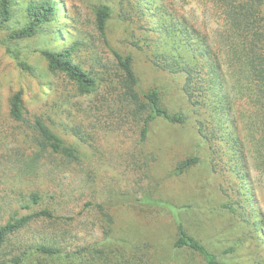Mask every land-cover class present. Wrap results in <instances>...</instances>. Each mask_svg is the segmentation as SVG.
Here are the masks:
<instances>
[{
    "label": "rangeland",
    "instance_id": "1",
    "mask_svg": "<svg viewBox=\"0 0 264 264\" xmlns=\"http://www.w3.org/2000/svg\"><path fill=\"white\" fill-rule=\"evenodd\" d=\"M30 1L14 0L13 17L5 25L0 16V227L17 213L43 209L57 219L40 218L13 236L0 260L207 264L199 254L175 247L178 209L187 232L220 262L264 264V95L249 77L225 74L220 82L232 111L218 112L214 90L202 89L203 97L198 91L195 104L184 90L186 75L153 62L159 52L195 64L200 38L193 30L221 44L222 20L210 1L57 0L63 5L59 19L43 25L33 38L14 40L12 34L25 26ZM101 6L111 9L109 44L96 25ZM170 26L174 30L167 33ZM59 31L64 32L61 43ZM75 42L73 61L97 80L94 94L84 95L65 76L52 73L41 54ZM112 50L132 55L139 93L158 90L168 112L184 115L186 123L157 119L143 139L142 122L130 115L125 102L119 103L121 73ZM223 57L222 52L224 62ZM20 61L33 72L23 70ZM18 91L25 102L23 122L10 113ZM124 105L127 109L120 112ZM36 117L78 150V161L41 152L39 133L30 122ZM233 130L237 142L228 137ZM195 157L199 163L175 174ZM33 193L41 195L39 205L33 204ZM43 242L58 244L62 254L27 253L29 246ZM82 248H89L84 261L68 258Z\"/></svg>",
    "mask_w": 264,
    "mask_h": 264
},
{
    "label": "trees",
    "instance_id": "2",
    "mask_svg": "<svg viewBox=\"0 0 264 264\" xmlns=\"http://www.w3.org/2000/svg\"><path fill=\"white\" fill-rule=\"evenodd\" d=\"M212 8L217 11L222 25L217 34L222 39L221 44L217 42L211 43L207 32H193L198 34L200 45L195 48V64H186L179 59L168 57L166 54L157 52L154 64L164 70H169L173 74H185L186 83L184 90L191 100L196 102L198 91L203 97V90H214L213 102L216 104L218 112L224 110L232 111L231 100L225 93L221 84L222 76L228 75H243L249 77V80L255 82L256 91L264 95V16L262 7L264 0H208ZM14 0H0V16L2 24L8 23L14 13ZM62 4H58L57 0H32L26 6L27 21L25 26L17 29L13 34L14 40H23L35 37L40 28L48 23H53L62 16ZM111 18V9L107 6H101L96 11V25L101 36L109 44L106 30L108 21ZM174 30L173 26L165 28L169 33ZM58 43L63 42V31H59ZM200 36V37H199ZM188 38L193 39L188 30ZM138 45L137 43H135ZM79 42H75L69 48H60L59 50L46 49L41 52L42 56L48 63L49 70L54 74H60L76 84L80 92L84 95H91L97 92V80L84 68L73 61L75 51ZM140 47V46H139ZM224 49V50H222ZM116 59V69L120 74V89H118L119 103L126 106H119L120 112H123V107L129 111L130 115L138 119L143 124L142 137L147 138L151 124L157 119H164L172 124H185L187 118L182 115H172L162 104L161 94L158 90L153 89L143 94L137 90L139 79L135 73L133 66V57L130 54L123 55L122 53L112 50ZM224 54V62L220 60V54ZM19 66L30 73L33 69L25 62H19ZM221 81V82H220ZM218 90V93L215 92ZM203 93V94H201ZM207 96V94H206ZM199 102V101H198ZM201 103V102H200ZM202 103H204L202 101ZM196 104V103H195ZM126 111V112H127ZM11 117L16 121H26L25 102L23 92L18 91L11 99L10 103ZM33 128L39 133V147L42 153L53 152L59 154L69 161H78V150L72 146H68L66 141L54 132L41 117L30 120ZM225 124V123H224ZM237 128V127H236ZM77 137L83 138L81 134L74 130ZM228 134V137L234 141H238L235 137V130ZM199 163V158H190L183 162L176 170V175H181L194 165ZM34 205L41 203V195L38 193L32 194ZM169 207V205H168ZM226 208L235 210L232 206L226 205ZM31 208L30 205L27 206ZM174 209V208H172ZM178 210V209H177ZM174 212L178 225V238L175 242V247L179 250L188 249L202 256L207 264H224L218 260V257L210 252L202 241L189 234L185 228L183 221L180 219L179 210ZM40 218L55 220L57 217L48 209L35 212L28 215H13L9 221L0 227V251L11 243V238L29 227L33 222ZM29 251H35L45 256L56 257L62 254L63 250L58 244L43 242L32 244L27 248ZM89 251V248L79 249L74 252V255H69L68 258H76L82 260L84 254ZM15 263L22 262L21 257L13 259ZM91 262V261H89ZM5 262L0 260V264ZM83 263V262H82Z\"/></svg>",
    "mask_w": 264,
    "mask_h": 264
}]
</instances>
